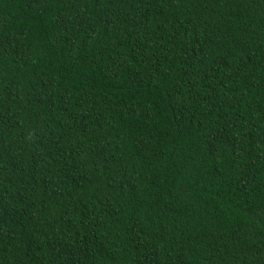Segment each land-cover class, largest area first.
I'll list each match as a JSON object with an SVG mask.
<instances>
[{
	"label": "trees",
	"instance_id": "obj_1",
	"mask_svg": "<svg viewBox=\"0 0 264 264\" xmlns=\"http://www.w3.org/2000/svg\"><path fill=\"white\" fill-rule=\"evenodd\" d=\"M0 264H264V0H0Z\"/></svg>",
	"mask_w": 264,
	"mask_h": 264
}]
</instances>
